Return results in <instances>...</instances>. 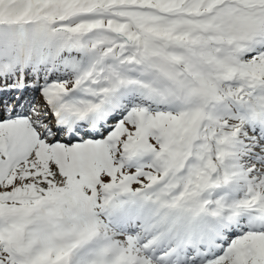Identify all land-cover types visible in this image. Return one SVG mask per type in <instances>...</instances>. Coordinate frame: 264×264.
<instances>
[{
  "label": "snow or ice",
  "instance_id": "obj_1",
  "mask_svg": "<svg viewBox=\"0 0 264 264\" xmlns=\"http://www.w3.org/2000/svg\"><path fill=\"white\" fill-rule=\"evenodd\" d=\"M0 264H264V0H0Z\"/></svg>",
  "mask_w": 264,
  "mask_h": 264
}]
</instances>
